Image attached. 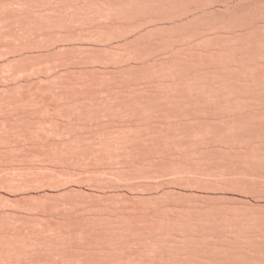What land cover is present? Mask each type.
Returning <instances> with one entry per match:
<instances>
[{
    "label": "rangeland",
    "instance_id": "374dc122",
    "mask_svg": "<svg viewBox=\"0 0 264 264\" xmlns=\"http://www.w3.org/2000/svg\"><path fill=\"white\" fill-rule=\"evenodd\" d=\"M0 264H264V0H0Z\"/></svg>",
    "mask_w": 264,
    "mask_h": 264
}]
</instances>
